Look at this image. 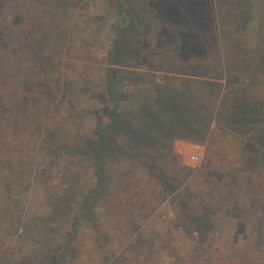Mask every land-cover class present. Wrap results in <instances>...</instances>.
Wrapping results in <instances>:
<instances>
[{
    "label": "rangeland",
    "instance_id": "rangeland-1",
    "mask_svg": "<svg viewBox=\"0 0 264 264\" xmlns=\"http://www.w3.org/2000/svg\"><path fill=\"white\" fill-rule=\"evenodd\" d=\"M122 2L0 0V264H264V0Z\"/></svg>",
    "mask_w": 264,
    "mask_h": 264
},
{
    "label": "trees",
    "instance_id": "trees-1",
    "mask_svg": "<svg viewBox=\"0 0 264 264\" xmlns=\"http://www.w3.org/2000/svg\"><path fill=\"white\" fill-rule=\"evenodd\" d=\"M115 10L119 15V22L113 23L112 31L114 33V37L112 39L111 47L109 49V63L113 62L115 51H117L118 47L122 44L127 34H132L138 36L140 30L135 25V18L133 17V13L131 10L126 7L122 0H116V4L114 5ZM243 20H240V26L243 25ZM107 93L113 101L116 98V90L114 84V78L111 73L107 75ZM120 115L116 111V105H113L108 111V122L103 126L101 133L97 139L96 150L94 151L95 160L100 167L97 171V187L94 189V192L97 194L100 190V185L103 178V173L101 172V167L104 164V159L108 151V141L107 134L116 126L117 119ZM160 184L165 189H167L170 193L174 192L177 188L176 186L168 181L165 178L160 179ZM94 194H91L90 198H94ZM66 248V245H65ZM107 261H111L108 257Z\"/></svg>",
    "mask_w": 264,
    "mask_h": 264
},
{
    "label": "built area",
    "instance_id": "built-area-1",
    "mask_svg": "<svg viewBox=\"0 0 264 264\" xmlns=\"http://www.w3.org/2000/svg\"><path fill=\"white\" fill-rule=\"evenodd\" d=\"M200 155V147L199 146H193L192 151L190 152L189 158L192 162H195L198 160Z\"/></svg>",
    "mask_w": 264,
    "mask_h": 264
}]
</instances>
